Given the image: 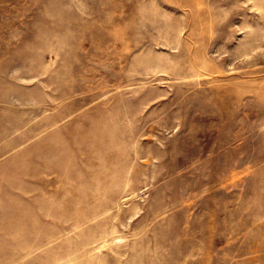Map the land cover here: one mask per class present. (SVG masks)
I'll return each instance as SVG.
<instances>
[{
	"label": "rangeland",
	"instance_id": "374dc122",
	"mask_svg": "<svg viewBox=\"0 0 264 264\" xmlns=\"http://www.w3.org/2000/svg\"><path fill=\"white\" fill-rule=\"evenodd\" d=\"M0 264H264V0H0Z\"/></svg>",
	"mask_w": 264,
	"mask_h": 264
}]
</instances>
